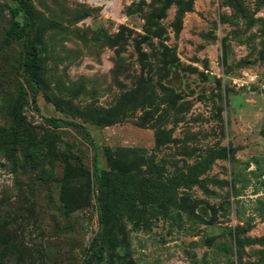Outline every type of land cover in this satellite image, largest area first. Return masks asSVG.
I'll return each instance as SVG.
<instances>
[{
    "label": "rangeland",
    "instance_id": "374dc122",
    "mask_svg": "<svg viewBox=\"0 0 264 264\" xmlns=\"http://www.w3.org/2000/svg\"><path fill=\"white\" fill-rule=\"evenodd\" d=\"M20 1L31 68L0 0L7 263L264 264V0Z\"/></svg>",
    "mask_w": 264,
    "mask_h": 264
},
{
    "label": "trees",
    "instance_id": "16d2710c",
    "mask_svg": "<svg viewBox=\"0 0 264 264\" xmlns=\"http://www.w3.org/2000/svg\"><path fill=\"white\" fill-rule=\"evenodd\" d=\"M13 2L18 3V10L13 11L14 16L18 15V12L21 11L24 17V24H23V28L21 31L18 30L19 28V23L15 22V24L17 25V28L13 30L14 34L18 37H20L23 41V51H22V60H21V67L22 68H31L33 67L34 62L31 60L30 58V51H29V47H28V42L30 40V30H31V22H32V17L29 14V11L26 9L25 5L20 1V0H12ZM34 48L35 46L32 45ZM21 71V69H20ZM20 75L22 76V78L24 79L25 83L27 84V86L32 90L33 92V102L36 103V97L38 95L39 89H40V85L39 82L37 80V78L35 76H31L28 74H24L22 71L20 73ZM46 121L54 126V127H58L60 125H74L77 127H80L82 129V131L84 132V135H86L88 137V139H90V144L94 145L93 141L91 140L90 134L87 131V129L77 123H74L72 121H67V120H63V119H58V118H54V117H50V118H46ZM108 162L111 168H115L118 165V160L114 159L113 156L111 154H108ZM94 177L97 180V182H103V175L106 174V171H100L99 165L97 163L96 158L94 159ZM103 212V209H102ZM104 219L103 216L101 215L100 218V223L103 225ZM99 238L101 239V234L98 233L94 239V243L92 244L91 248H92V253L96 252L95 251V246H97L98 242H99ZM10 239V236L8 233L6 232H2L0 231V264H8L7 261L9 260L10 256L16 254L14 249V245H11L8 243ZM14 248V249H13ZM92 260L91 255H89L86 258L85 264H89Z\"/></svg>",
    "mask_w": 264,
    "mask_h": 264
}]
</instances>
